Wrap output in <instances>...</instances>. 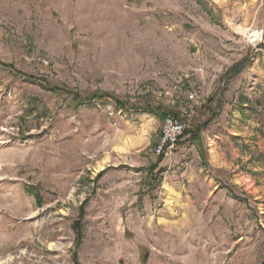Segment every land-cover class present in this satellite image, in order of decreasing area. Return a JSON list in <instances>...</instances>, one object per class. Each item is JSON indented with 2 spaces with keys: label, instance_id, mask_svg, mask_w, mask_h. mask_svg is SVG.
Returning a JSON list of instances; mask_svg holds the SVG:
<instances>
[{
  "label": "rangeland",
  "instance_id": "rangeland-1",
  "mask_svg": "<svg viewBox=\"0 0 264 264\" xmlns=\"http://www.w3.org/2000/svg\"><path fill=\"white\" fill-rule=\"evenodd\" d=\"M0 63V264H264V0H0ZM98 93L208 126L152 182Z\"/></svg>",
  "mask_w": 264,
  "mask_h": 264
},
{
  "label": "trees",
  "instance_id": "trees-1",
  "mask_svg": "<svg viewBox=\"0 0 264 264\" xmlns=\"http://www.w3.org/2000/svg\"><path fill=\"white\" fill-rule=\"evenodd\" d=\"M0 66H3V65L0 63ZM5 67L10 68V66H8V65H4V68ZM28 80L32 81L35 79L32 77H28ZM94 100H99L102 102H108V101L112 102V103H114V105L116 106L117 109L123 110L125 112L134 111V112L138 113L141 111V112H144L147 114H152L163 122H165V120L168 116H174L178 120L180 118V115H178L177 113L175 114L174 112H170V111L166 112L164 110H161V109L155 108V107H151V106H144V107H140V108H137L134 106L130 107L129 103H127L125 101H120V100L116 99L114 96L107 94V93H98V94H95L94 96L87 97V98H82V97L76 95L75 102H77L79 104H91ZM208 110H209V112L213 111L212 108L210 107V105L208 106ZM207 126H208V123L202 124L200 122H197L196 124L192 125L190 127V129H187V130L185 129L184 136L189 135L192 141H194V142L198 141L199 142V140H200L199 138L201 136V133H202L203 129H205V127H207ZM166 150H167V147H165L163 149V151L160 153V155L158 157L157 164L148 169L152 175L153 174L155 175V172H157L160 164L163 162L164 154H165ZM152 178H153L152 182L154 179H156V182H158V180H159V177L156 175ZM83 217H84V215H82V219H83ZM79 225L80 224H78V226Z\"/></svg>",
  "mask_w": 264,
  "mask_h": 264
},
{
  "label": "built area",
  "instance_id": "built-area-1",
  "mask_svg": "<svg viewBox=\"0 0 264 264\" xmlns=\"http://www.w3.org/2000/svg\"><path fill=\"white\" fill-rule=\"evenodd\" d=\"M186 126L173 116H168L164 122L162 143L159 147L161 153L165 147L173 149L184 136ZM166 150V151H167Z\"/></svg>",
  "mask_w": 264,
  "mask_h": 264
},
{
  "label": "bare ground",
  "instance_id": "bare-ground-1",
  "mask_svg": "<svg viewBox=\"0 0 264 264\" xmlns=\"http://www.w3.org/2000/svg\"><path fill=\"white\" fill-rule=\"evenodd\" d=\"M251 34V33H250ZM255 34V33H254Z\"/></svg>",
  "mask_w": 264,
  "mask_h": 264
}]
</instances>
